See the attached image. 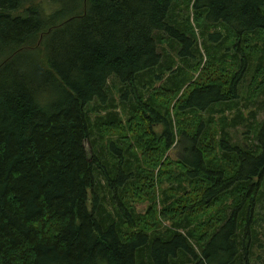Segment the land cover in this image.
<instances>
[{"label": "trees", "instance_id": "1", "mask_svg": "<svg viewBox=\"0 0 264 264\" xmlns=\"http://www.w3.org/2000/svg\"><path fill=\"white\" fill-rule=\"evenodd\" d=\"M32 2L0 0V264H264V118L254 125L249 108L264 109V0ZM204 57L176 112L209 117L178 128L157 92L180 91ZM123 100L142 104L128 122L142 163L124 141L105 144ZM151 184L168 186L164 232L132 203Z\"/></svg>", "mask_w": 264, "mask_h": 264}, {"label": "rangeland", "instance_id": "2", "mask_svg": "<svg viewBox=\"0 0 264 264\" xmlns=\"http://www.w3.org/2000/svg\"><path fill=\"white\" fill-rule=\"evenodd\" d=\"M73 2H75V0H33V2L30 3L29 7L36 6L37 8L38 7L41 8L43 10V12L47 11L48 13H51V12L58 10V9L68 10ZM181 10H182V13H184V8H181ZM19 13H21V10ZM188 13L191 15V21L193 23V27H195L197 39H199V41H203V39H202V27L205 30V33H206V31H208V28L202 25V21H199V23L201 24V27L196 24V22L194 20L195 14L192 10H190ZM211 29H213V27H211ZM25 51H22V52H25ZM176 54H177L176 50L171 49L165 58L169 57V55L176 56ZM169 58L172 59L171 57H169ZM198 59H197V62H198ZM208 60L209 59L204 57L203 61L200 62V65H199L197 70H195L193 68H192L193 70L191 69L192 72L196 73V74L193 75V80L189 81L187 83V85L184 86L180 91H172V90H168V89L164 90V88L162 87V89L158 90V92H157V99L156 100H157V103L159 104L156 107L157 110L163 111V109H165L166 106H169L171 109V116H173L174 123L177 125L178 128L180 126L179 123H181L182 124L181 126L186 127V128H190V129H194V131H195V129L197 127L191 121L196 116L197 117L202 116L203 118L209 117V114L207 112H202V111L198 112L197 115H195L191 110H188L187 112H184V111L176 112V107L179 104V102L182 100L183 95L185 93H187L188 87H191L192 84L197 82L198 80H199V82H202V80L199 79V76L202 74L203 71L207 70ZM196 63H194L193 65H196ZM229 63H231V61H229ZM211 64L212 65H211L209 71L212 74L214 71L212 69V67L216 68L217 65L215 63H212V62H211ZM251 84H252V79L250 78L249 82L244 85V87H243L244 89L242 91V94H244V98H246L248 100L253 99L255 97V95L257 94L254 91V86L251 87ZM113 90H114V93L118 97H120L119 89L114 88ZM154 90L155 89L152 88L150 90V93L155 92ZM150 93H149V96H150ZM135 103L136 102L132 103V101L130 102L128 100L120 101L119 105H120V111H121V118L123 119L124 123L119 124V126H114V132L113 133H106L105 136H106L107 140H106L105 144H107L108 141L112 142L114 140H117L118 142L124 141L125 143H127L128 145L131 146V150H134L133 153L138 156L139 162L142 163L143 159H144V155L141 154L140 149L146 148V146H147V145L145 146L146 142L141 140V136L140 135L138 136L136 134V132L131 130L128 126V122L130 119H133L135 121L138 119L140 120V118H141L140 115L142 113V104H138V108L135 111H133V112L130 111V110H134V106L132 104H135ZM249 108L250 109L252 108L254 110V112H256V114H254V116L251 118L253 124L255 125L260 120H262L264 118V109L258 105L256 106L253 104H251ZM245 111L247 112V110H245ZM226 113L229 116L235 115V113L233 111L226 112ZM216 121H217V123L212 124L211 127L215 128L216 129L215 131H218L220 129V126H219L220 118L218 115H217ZM150 129H151V132H154L151 134V136H155V132L156 133H162L164 130L163 125L161 123L157 122L156 120L151 123ZM246 130L247 129H246V127L243 126V124H239V127H237L236 129H232L231 132H232L233 137L235 138V141H238L240 139H244V137H246V135L244 134V131H246ZM213 144L214 145L217 144V140L215 138L210 139L207 146L212 147ZM126 145H124V146L126 147ZM166 154L169 156H165L164 161H165V159H167L169 157L172 158L174 161H177L176 155L174 153L169 151ZM153 165L150 166L151 167L150 172H152V169H153V172L155 174H157L159 172V167L153 168ZM175 168L178 169L181 167L175 166ZM182 168H184V167H182ZM132 186H133V184H132ZM167 187H168L167 185L155 186V185L151 184L149 186V188L146 190L145 194H138V195L131 194L132 203L136 204V203L140 202L139 203L140 205H139L137 211L143 215H149L150 218L153 216L154 220H155V218H157V221H159L161 223V225L158 229H159V231H163V232L165 230H167L168 227L171 226V220H173L172 217L167 220L168 216L163 218L161 216V212H160L162 210L163 206L167 207L168 205H170L169 200L167 199L166 193H165L166 192L165 189ZM149 192H150V194H149ZM154 205H157V208L150 210L151 208L154 207ZM198 210H199L198 208H193L192 211H190L191 215L195 217L196 216L195 213ZM263 212H264V210H263ZM167 215H169V214H167ZM173 216H175V219H177L182 215H177L176 213H174ZM147 222H148V220L145 219V220H143L141 225H143V223H147ZM196 223L197 222L194 221L193 224H196ZM127 230H128V228H127Z\"/></svg>", "mask_w": 264, "mask_h": 264}]
</instances>
